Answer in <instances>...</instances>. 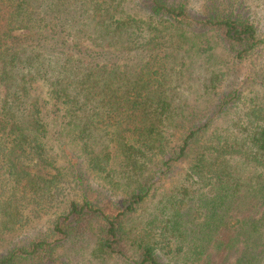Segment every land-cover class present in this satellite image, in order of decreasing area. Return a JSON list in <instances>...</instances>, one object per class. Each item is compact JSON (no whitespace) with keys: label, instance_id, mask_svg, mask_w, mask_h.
Wrapping results in <instances>:
<instances>
[{"label":"trees","instance_id":"16d2710c","mask_svg":"<svg viewBox=\"0 0 264 264\" xmlns=\"http://www.w3.org/2000/svg\"><path fill=\"white\" fill-rule=\"evenodd\" d=\"M133 1L141 17L127 0H0V235L49 225L0 264H62L66 245L83 244L98 261L177 264L183 253L185 264H218L236 245L237 201L264 207V107L245 103L219 136L214 124L241 100L220 91L229 71L198 78L214 95L209 115L186 111L176 93L194 55L219 44L240 69L264 43L255 25ZM66 137L109 199H93L82 165L72 178L57 169L47 140ZM189 230L201 251H185Z\"/></svg>","mask_w":264,"mask_h":264},{"label":"rangeland","instance_id":"374dc122","mask_svg":"<svg viewBox=\"0 0 264 264\" xmlns=\"http://www.w3.org/2000/svg\"><path fill=\"white\" fill-rule=\"evenodd\" d=\"M142 1V0H141ZM170 4L185 3L188 14L193 19H208L214 13L233 14L236 17L245 19L255 25L258 37L264 41V0H165ZM126 11L134 13L137 17L143 15L144 10L141 5L133 0H127L124 4ZM212 35V34H211ZM215 48V49H214ZM209 52L198 53L194 58L197 64V70H192L186 74L180 82V87L177 88V96L180 97L179 104L186 111H197L204 115L212 113L215 99L214 95L207 92L203 87V81L198 78L212 76L217 74L220 77L229 71V78L222 81L220 91L227 93L232 91H239L241 100L238 104L233 106L224 116L220 117L212 128L217 131L218 135H227L228 127L232 125L234 116L243 108L244 104H257L264 107V43L249 57V60L237 70L238 66L226 58L224 46L219 44ZM198 79V80H197ZM47 99L48 94L46 89L40 88L35 96ZM49 149L53 155L57 169L65 175L72 178L71 168L73 170L80 169L81 175L84 178L85 186L90 190V195L95 199L96 197L109 199V186L103 183L95 173L88 169L86 163L82 161L81 151L78 145L72 142L68 137L59 141L55 138L47 140ZM238 158L233 159V163L238 162ZM52 173H56L53 170ZM58 173V171H57ZM71 175V176H70ZM109 188V189H108ZM113 192V191H112ZM114 198L121 196V192H113ZM244 197V196H243ZM243 197L237 201L236 208L241 211L237 226L233 228L235 246L229 257L219 261L218 264H263L259 262L261 255L264 253V207L253 203H246ZM254 205V206H253ZM253 206V207H252ZM245 216V217H244ZM48 221L46 219L34 220L27 228L21 232L8 233L0 235V256L7 255L10 252L27 247L31 243L44 238L48 230ZM185 235L182 241L185 251L188 248L192 251L202 250L198 247L201 242L198 241L195 234L189 233ZM176 249V246L175 248ZM190 250V249H189ZM90 246L88 244L73 247L66 245L63 248L62 264H126L123 260L118 258L109 259L107 261H98L91 259L89 255ZM160 251V249H159ZM250 251L252 254L246 256L244 253ZM258 252V253H256ZM209 253V252H207ZM184 254L180 253V259L177 264H185L182 260ZM204 260L208 257L204 254ZM165 256L164 262H169L170 259ZM182 258V259H181ZM192 264V260L190 261ZM20 264H38L34 262L21 261Z\"/></svg>","mask_w":264,"mask_h":264}]
</instances>
